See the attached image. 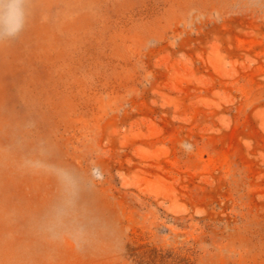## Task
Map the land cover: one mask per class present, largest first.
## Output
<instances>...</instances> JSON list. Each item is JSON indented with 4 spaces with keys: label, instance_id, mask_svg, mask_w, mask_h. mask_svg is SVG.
I'll list each match as a JSON object with an SVG mask.
<instances>
[{
    "label": "rangeland",
    "instance_id": "rangeland-1",
    "mask_svg": "<svg viewBox=\"0 0 264 264\" xmlns=\"http://www.w3.org/2000/svg\"><path fill=\"white\" fill-rule=\"evenodd\" d=\"M25 7L0 43V264H264V0ZM41 158L102 225L83 248L38 228Z\"/></svg>",
    "mask_w": 264,
    "mask_h": 264
},
{
    "label": "clouds",
    "instance_id": "clouds-1",
    "mask_svg": "<svg viewBox=\"0 0 264 264\" xmlns=\"http://www.w3.org/2000/svg\"><path fill=\"white\" fill-rule=\"evenodd\" d=\"M26 0H0V43L18 38L27 20ZM11 20L12 24L7 22ZM25 166L52 176L59 187L58 198L44 211L38 222L41 233L51 240H68L78 249L89 242L92 230L102 227L96 221L81 223L78 218L77 193L80 178L71 169L46 159L26 160Z\"/></svg>",
    "mask_w": 264,
    "mask_h": 264
},
{
    "label": "trees",
    "instance_id": "trees-1",
    "mask_svg": "<svg viewBox=\"0 0 264 264\" xmlns=\"http://www.w3.org/2000/svg\"><path fill=\"white\" fill-rule=\"evenodd\" d=\"M185 264H189L188 262H186Z\"/></svg>",
    "mask_w": 264,
    "mask_h": 264
}]
</instances>
